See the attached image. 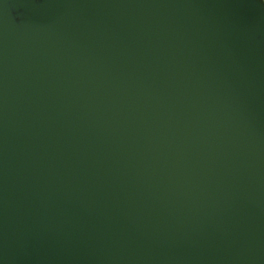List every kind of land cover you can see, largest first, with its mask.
Instances as JSON below:
<instances>
[{
	"label": "water",
	"instance_id": "95a60500",
	"mask_svg": "<svg viewBox=\"0 0 264 264\" xmlns=\"http://www.w3.org/2000/svg\"><path fill=\"white\" fill-rule=\"evenodd\" d=\"M0 264H264V0H0Z\"/></svg>",
	"mask_w": 264,
	"mask_h": 264
}]
</instances>
